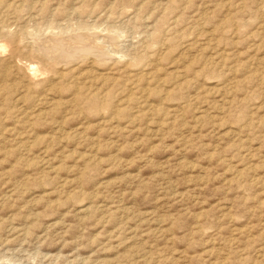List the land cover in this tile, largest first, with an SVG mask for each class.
I'll return each instance as SVG.
<instances>
[{
	"label": "rangeland",
	"instance_id": "1",
	"mask_svg": "<svg viewBox=\"0 0 264 264\" xmlns=\"http://www.w3.org/2000/svg\"><path fill=\"white\" fill-rule=\"evenodd\" d=\"M0 264H264V0H0Z\"/></svg>",
	"mask_w": 264,
	"mask_h": 264
},
{
	"label": "bare ground",
	"instance_id": "2",
	"mask_svg": "<svg viewBox=\"0 0 264 264\" xmlns=\"http://www.w3.org/2000/svg\"><path fill=\"white\" fill-rule=\"evenodd\" d=\"M90 32V31H89ZM37 35V34H36ZM62 35V34H61ZM60 35V36H61ZM18 37V36H17ZM59 37V36H58ZM75 38V37H74ZM84 45H86V44H84ZM46 46V45H45ZM56 46V45H55ZM2 47L5 49V46H4V44L2 45ZM67 47V46H66ZM71 47V46H70ZM97 47V46H96ZM40 51V50H39ZM67 51H70V50H67ZM75 51H77V50H75ZM88 51V50H87ZM44 52V51H43ZM72 53H74L73 51H71ZM81 53V52H80ZM61 54V53H60ZM66 54H69V53H66ZM85 54V53H84ZM71 55V54H70ZM56 58V57H55ZM49 60V59H48ZM53 60V59H52ZM57 60V59H56ZM54 61V60H53ZM50 62V61H49ZM58 62V61H57ZM52 64H56L55 63V61H54V63H52ZM152 64H154V63H152ZM155 66V65H154ZM54 69V68H53ZM28 72H29V70H28ZM31 75V78H36V76H37V74H36V71H34L33 73H31L30 74ZM30 75H28L29 77H30ZM155 77V76H154ZM150 78V77H149ZM34 81V80H33ZM160 85V84H159ZM145 90V89H144ZM152 107V106H151Z\"/></svg>",
	"mask_w": 264,
	"mask_h": 264
}]
</instances>
